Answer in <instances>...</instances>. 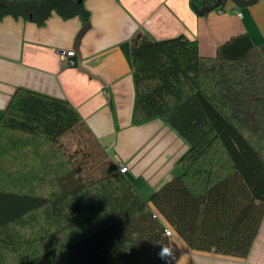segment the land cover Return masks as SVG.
I'll list each match as a JSON object with an SVG mask.
<instances>
[{"label": "trees", "instance_id": "1", "mask_svg": "<svg viewBox=\"0 0 264 264\" xmlns=\"http://www.w3.org/2000/svg\"><path fill=\"white\" fill-rule=\"evenodd\" d=\"M83 3L0 0V19L56 11L87 28ZM131 59L133 122L159 118L188 143L179 174L149 199L109 156L89 180L95 156L76 163L62 143L85 126L77 109L17 89L0 120V264H172L167 227L193 251L248 258L264 220V44L244 33L204 57L197 40L144 35Z\"/></svg>", "mask_w": 264, "mask_h": 264}, {"label": "crops", "instance_id": "2", "mask_svg": "<svg viewBox=\"0 0 264 264\" xmlns=\"http://www.w3.org/2000/svg\"><path fill=\"white\" fill-rule=\"evenodd\" d=\"M83 5L90 14L87 28L79 17L67 19L56 11L42 26L12 16L0 19V120L20 88L69 101L85 124L75 134L87 151H76L75 160L94 151L118 157L149 199L179 174L189 145L159 118L134 124L132 49L144 35L154 41L182 35L197 40L204 57L244 33L255 46L263 45L264 0L250 7L228 0L215 10L211 0H200L199 8L196 0H84ZM57 50H74V65L60 61ZM72 135L62 138L68 152ZM170 247L172 264H264V220L246 259L193 251L175 233Z\"/></svg>", "mask_w": 264, "mask_h": 264}, {"label": "rangeland", "instance_id": "3", "mask_svg": "<svg viewBox=\"0 0 264 264\" xmlns=\"http://www.w3.org/2000/svg\"><path fill=\"white\" fill-rule=\"evenodd\" d=\"M224 10H226V12L231 13V10H228L227 8H224ZM84 138V135H83ZM71 142L69 145V152L72 155H76L78 150H84L87 151L86 147H79L80 145L78 144V136L77 134H73L72 137L70 138ZM74 153V154H73ZM95 153V157L93 161L88 162L89 163V170L90 172L88 173L87 177L89 178V180L94 179L95 177H98V175L100 174V169L102 167V164L105 162L106 160V154H102L99 151H94ZM85 155L84 153L80 154V157L75 160L76 163L80 162V160L82 161H86L85 160ZM113 158V157H112ZM114 159V158H113ZM104 161V162H103ZM100 162H103L102 164H99Z\"/></svg>", "mask_w": 264, "mask_h": 264}, {"label": "built area", "instance_id": "4", "mask_svg": "<svg viewBox=\"0 0 264 264\" xmlns=\"http://www.w3.org/2000/svg\"><path fill=\"white\" fill-rule=\"evenodd\" d=\"M237 16L242 17V14L239 13L237 14ZM56 53L60 61L62 62L64 61L68 65H71V66L74 65L73 60H71L76 55V52L74 50H57ZM115 162L117 164L119 171L122 174H127L129 172V167L123 161H121L118 157L115 158ZM165 232L168 237H171L173 235V231L169 227L166 228Z\"/></svg>", "mask_w": 264, "mask_h": 264}, {"label": "water", "instance_id": "5", "mask_svg": "<svg viewBox=\"0 0 264 264\" xmlns=\"http://www.w3.org/2000/svg\"><path fill=\"white\" fill-rule=\"evenodd\" d=\"M80 3L83 2V0H79ZM228 0H218L219 6L225 7L227 4Z\"/></svg>", "mask_w": 264, "mask_h": 264}]
</instances>
